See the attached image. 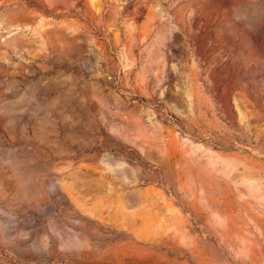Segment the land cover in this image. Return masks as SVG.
<instances>
[{
  "label": "rangeland",
  "instance_id": "374dc122",
  "mask_svg": "<svg viewBox=\"0 0 264 264\" xmlns=\"http://www.w3.org/2000/svg\"><path fill=\"white\" fill-rule=\"evenodd\" d=\"M0 264H264V0H0Z\"/></svg>",
  "mask_w": 264,
  "mask_h": 264
}]
</instances>
